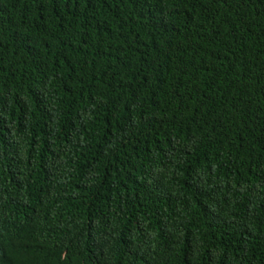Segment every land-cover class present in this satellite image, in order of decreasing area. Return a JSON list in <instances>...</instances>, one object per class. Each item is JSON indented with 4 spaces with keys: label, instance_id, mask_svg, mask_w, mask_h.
<instances>
[{
    "label": "trees",
    "instance_id": "obj_1",
    "mask_svg": "<svg viewBox=\"0 0 264 264\" xmlns=\"http://www.w3.org/2000/svg\"><path fill=\"white\" fill-rule=\"evenodd\" d=\"M0 264H264V0H0Z\"/></svg>",
    "mask_w": 264,
    "mask_h": 264
}]
</instances>
